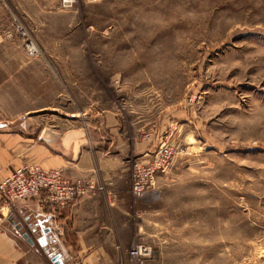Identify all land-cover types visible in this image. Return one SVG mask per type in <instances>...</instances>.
I'll return each instance as SVG.
<instances>
[{
	"label": "rangeland",
	"instance_id": "rangeland-1",
	"mask_svg": "<svg viewBox=\"0 0 264 264\" xmlns=\"http://www.w3.org/2000/svg\"><path fill=\"white\" fill-rule=\"evenodd\" d=\"M1 4L6 33L27 31L12 40L27 56L33 40L51 76L59 68L66 114L114 121L138 146L128 243L111 263L131 264L126 253L144 243L147 264H264V0ZM164 153L168 171L137 198L135 169ZM9 218L0 230L14 237Z\"/></svg>",
	"mask_w": 264,
	"mask_h": 264
},
{
	"label": "crops",
	"instance_id": "crops-1",
	"mask_svg": "<svg viewBox=\"0 0 264 264\" xmlns=\"http://www.w3.org/2000/svg\"><path fill=\"white\" fill-rule=\"evenodd\" d=\"M8 12L0 0L1 175L30 163L106 189L58 213L54 224L34 202L19 204L9 218L14 237L0 230V244L13 250L7 260L0 247V264H53L37 235L50 252L62 255L63 264H110L118 258V246L128 243L131 152L139 156L138 146L131 148L114 121L105 118V127H94L80 114H66L59 68L51 76L19 41L8 37Z\"/></svg>",
	"mask_w": 264,
	"mask_h": 264
},
{
	"label": "built area",
	"instance_id": "built-area-1",
	"mask_svg": "<svg viewBox=\"0 0 264 264\" xmlns=\"http://www.w3.org/2000/svg\"><path fill=\"white\" fill-rule=\"evenodd\" d=\"M59 1L61 8L66 11L74 10L77 4V0ZM14 33L24 38L27 36V31L20 27H15V31L7 35L12 39ZM26 49L31 57L39 54L37 45L30 38L26 40ZM169 161V154L164 153L157 157L154 163L135 169L133 193L137 198H144L155 178L168 171ZM95 191L103 190L102 188L97 189L91 183L76 182L61 169L46 170L39 165L26 163L14 169L7 176L0 174V216L6 218L12 215L18 204L35 201L39 210L54 224L58 213L77 204ZM54 229L58 231L56 224ZM126 254L131 264H147L153 258L154 251L151 246L141 243ZM118 264H123V262L120 261Z\"/></svg>",
	"mask_w": 264,
	"mask_h": 264
},
{
	"label": "water",
	"instance_id": "water-1",
	"mask_svg": "<svg viewBox=\"0 0 264 264\" xmlns=\"http://www.w3.org/2000/svg\"><path fill=\"white\" fill-rule=\"evenodd\" d=\"M32 229V228H31ZM50 230V229H49ZM33 235H36L37 234V230L35 229H32L31 230ZM48 233V232H46ZM25 238H27L31 243H32V239L29 237V234L26 233L25 234ZM37 239H38V242L44 247L46 248V251L48 253V256H49V259L52 261L53 264H63V261H62V255L58 252V251H54V252H50L48 249H47V243H46V240L44 241V239L40 238L39 235H37Z\"/></svg>",
	"mask_w": 264,
	"mask_h": 264
}]
</instances>
